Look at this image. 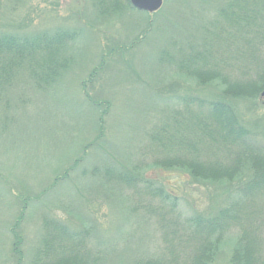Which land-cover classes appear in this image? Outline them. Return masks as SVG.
Instances as JSON below:
<instances>
[{
  "label": "rangeland",
  "instance_id": "1",
  "mask_svg": "<svg viewBox=\"0 0 264 264\" xmlns=\"http://www.w3.org/2000/svg\"><path fill=\"white\" fill-rule=\"evenodd\" d=\"M222 1L228 0H163L160 9L149 14L130 7L128 0H0V35L78 31L66 50L67 66L56 79L44 83L31 76L28 67H16L11 86L0 94V264H16L15 234L21 239L17 251L22 264L32 260L45 233V215L70 228L90 226L88 242L100 250L102 264L167 259L155 221L140 213L143 208L132 213V192L105 180L104 173L111 168L133 169L140 164V174L175 193V210L182 218L194 212L213 215L228 202L229 191H236V180L228 190L226 180L210 183L191 177L189 168L151 165L154 158L181 160L184 156L178 145L167 154L156 153L149 139L165 122L171 123L173 131V119L181 116L178 111H193L197 106L192 101L225 97L249 137L262 141L264 68L254 70L259 71L254 77L236 64L220 69V78L209 75L201 83L180 74L176 66L184 54L201 50L206 39L210 50L219 49ZM192 44L194 49L189 48ZM101 56L102 65L83 86ZM209 60L201 62L198 57L188 61L191 66L181 63L186 68L196 66L199 75L207 76L212 67ZM84 92L98 102L97 110ZM188 95L195 98L185 106L183 99ZM100 111L103 134L91 143L98 134ZM206 121L210 122L209 117ZM185 134L192 143L197 141L193 130ZM81 154L82 160L71 171L69 167ZM252 162L256 163L251 159L244 163L235 178L241 181L255 174L258 167ZM237 241V229L227 232L210 264H230ZM186 255L178 264H191V256Z\"/></svg>",
  "mask_w": 264,
  "mask_h": 264
},
{
  "label": "trees",
  "instance_id": "2",
  "mask_svg": "<svg viewBox=\"0 0 264 264\" xmlns=\"http://www.w3.org/2000/svg\"><path fill=\"white\" fill-rule=\"evenodd\" d=\"M115 5H110V8L115 9ZM219 15L223 20L220 25L223 36L219 49H216V52L210 50L209 40L206 39L201 50L192 52L195 55L184 54L180 59L183 64L198 57L201 62L210 59L208 63L212 67L209 74L199 75L198 67L186 68L181 62L180 65L176 63L178 71L202 83L209 80V75L212 78H220V69L233 68L238 64L242 69L251 71L254 77L258 76L259 71L254 70L264 68V0L222 1ZM24 34L0 35V94L11 86L13 70L16 67H28L31 76L44 83L56 79L67 66L69 56L66 55V50L78 37V31L63 29ZM209 37L211 39L210 35ZM194 47L193 44L189 45L190 49ZM103 59L101 56L99 64L82 82L83 86L92 80ZM191 63L186 64L191 66ZM261 86L260 84L259 87ZM223 92H227L226 89ZM84 96L93 110H97L98 102L90 100L85 92ZM194 98L188 95L183 99L184 105H189ZM192 102L197 104L193 111H178L177 115L181 113V116L178 120L173 119V131L169 126L171 123L165 122L154 133L149 134L150 147L154 152L160 153L164 150L167 154L173 145H178L183 151V159L167 156L161 160L154 158L151 165L165 169L176 166L189 168L191 177L210 183L226 180L224 187L228 190L233 186L230 183L236 180V191H229L228 202L220 206L213 215L206 216L194 212L182 218L175 210L178 199L175 193L156 183V179L140 174V164L133 165V169L125 166L108 169L104 173L105 180L114 181L132 192L135 201L130 211L138 213L137 210L143 208L144 211L140 213L152 218L162 231L161 238L165 243L164 250L168 258L154 261L136 260L134 264H178L179 258L182 259L185 254H188V258L191 256V264H210L217 243L227 232L235 229L238 231V241L232 251L230 264H264V136L260 143L249 137L250 133L225 97L200 100L198 98ZM205 113L210 122L206 121L208 117H204ZM102 117L100 111L98 134L92 138L91 143L103 134ZM187 130H193L198 142H191L185 134ZM82 156L79 155L69 167L71 171L75 170ZM249 159L257 163L252 162L255 168L258 167L255 174L241 181L236 179L235 174L240 172V168L243 169L244 163ZM231 194L236 198H232ZM146 201L152 203L144 205ZM23 206L22 211L26 208ZM20 219L21 216L16 223ZM43 225L45 233L41 237V246L36 249L35 256L33 255L28 264H102L100 250H96V247L88 242L92 237L90 226L70 228L60 219L48 215L44 216ZM15 229L13 226L12 230ZM13 238V250L19 255L15 258L16 264H22L23 257L21 252L17 251L20 236L15 234ZM190 250L193 253H189ZM199 254L202 256L201 260H198ZM186 263L184 261L183 264Z\"/></svg>",
  "mask_w": 264,
  "mask_h": 264
},
{
  "label": "water",
  "instance_id": "3",
  "mask_svg": "<svg viewBox=\"0 0 264 264\" xmlns=\"http://www.w3.org/2000/svg\"><path fill=\"white\" fill-rule=\"evenodd\" d=\"M132 8L147 13L156 12L162 6L163 0H128ZM260 100L264 103V90L260 94Z\"/></svg>",
  "mask_w": 264,
  "mask_h": 264
}]
</instances>
